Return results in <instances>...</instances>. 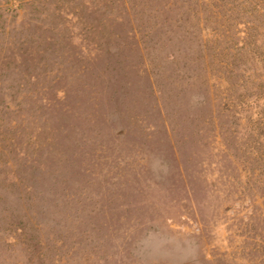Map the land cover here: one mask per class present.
<instances>
[{"label": "rangeland", "instance_id": "374dc122", "mask_svg": "<svg viewBox=\"0 0 264 264\" xmlns=\"http://www.w3.org/2000/svg\"><path fill=\"white\" fill-rule=\"evenodd\" d=\"M0 264H264V0H0Z\"/></svg>", "mask_w": 264, "mask_h": 264}]
</instances>
